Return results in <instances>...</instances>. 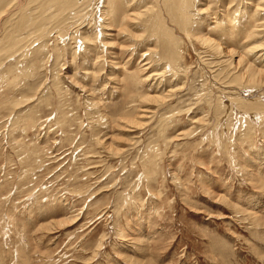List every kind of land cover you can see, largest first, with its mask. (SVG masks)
Listing matches in <instances>:
<instances>
[{"label":"rangeland","instance_id":"374dc122","mask_svg":"<svg viewBox=\"0 0 264 264\" xmlns=\"http://www.w3.org/2000/svg\"><path fill=\"white\" fill-rule=\"evenodd\" d=\"M230 1L205 17L218 50L173 27L174 65L148 35H99L96 2L68 20L6 8L0 264H264V12L252 37L254 1ZM29 15L42 33L18 25Z\"/></svg>","mask_w":264,"mask_h":264},{"label":"bare ground","instance_id":"6f19581e","mask_svg":"<svg viewBox=\"0 0 264 264\" xmlns=\"http://www.w3.org/2000/svg\"><path fill=\"white\" fill-rule=\"evenodd\" d=\"M35 1L38 2V4H36L35 8H37V10H38L37 12L40 15H42L43 13H46V12H50V11L53 12L54 11L55 16H62V14H64V16L67 15L66 18L68 17V15H70V17L71 16L72 17L78 16L79 12H77V11H79V10H77L75 13V10L78 8V6L93 5L94 2H96L98 4H96V3L94 4L95 9L99 10V13L102 15V22H103V24L101 23L102 26H100L101 29H103V30H99V35L103 36L104 38H106L107 36H110V37L112 36L113 38H115L116 34H114V33L112 34V32H111V34H109V30H111L110 28H113V27L115 29H118V31H120V32L128 33L130 37H134V38L135 37L136 38L137 37H143L144 35H148V36H150V38L156 39V44H157L156 48H159V49H156V48L155 49L159 50L162 54L163 59L168 60L169 63L172 65H174L173 63L176 61L175 60L176 59L175 51H177V50H175V48L177 47V44L179 41L178 40L179 38L176 39V37H175L173 27L178 29V31H180V32H184L186 35L193 37L196 40H199V42L202 45H208L212 48L214 47L213 48L214 50H218L219 45L214 41V39L211 38V36L209 34L210 32L207 31L208 27H206V25H205V23H206L205 17L211 16V15H213L212 12L219 11L222 9L226 12V14L229 17H232L233 16V14H231L232 11L231 10L229 11V9L232 7V5H234L233 1L227 2V0H32V2H35ZM239 1H241V0H239ZM249 1H251V2L254 1V2H252V4L246 5L247 7L245 8L244 14L250 13V17H249L250 20L247 24H245L243 26L244 28H242V31L246 32V34H247V32L248 33L251 32L252 37H255L257 34L252 29H253L254 23L256 22L255 20H257L259 15H261L259 13L264 12V7H263L264 6L263 5L264 0H262V4H257L256 0H249ZM13 2H14V0H0V16L3 13L6 14V12H9V9H6V8L7 7H13V6H11V5H13ZM123 4L127 5L128 10L126 12L124 11V8H123L124 5ZM252 5H254V6H252ZM250 9H252V13L250 12ZM17 10H20L21 14L22 13L27 14V16H28V13L30 11V10L26 11V9H23V8L21 9V6H19L17 8ZM22 16H21L22 19L20 18V20H18V25L20 24L19 26L23 27L24 29L25 28L27 29L28 27L29 28L30 27L36 28V27H40L41 25L42 26L44 25V20L43 21H41V20L34 21L30 18V15H29L27 20H24L25 17L23 18ZM24 16H26V15H24ZM219 16H220V14H219ZM69 18H67V20ZM46 19L47 18H45V20ZM64 20H66V19L62 18L61 20H59L62 22V25H65L63 23ZM94 20H95V18H94ZM95 22H96V20H95ZM241 22H242V20H241ZM134 24L137 25V27H139V28L141 27V30H143L141 35H138L133 30L130 29V25H134ZM96 25H98L97 22H96ZM170 25L172 26V28L170 27ZM210 25H208V26H210ZM42 26H41V28H42ZM215 26L221 32L224 30V26L220 22L215 23ZM97 27L99 28V26H97ZM34 31L37 33H39V32L42 33L41 32L42 29H39V28L34 29ZM112 31H114V29ZM107 34H109V35H107ZM184 37L186 38V36H184ZM127 38H129V37H127ZM97 39H99L98 36L96 37V40ZM12 40H14L13 37H11V41ZM230 40H232V39H230ZM252 40H253V38H252ZM100 41H102V38L100 39ZM111 42H113V41L111 40ZM114 43H115V41H114ZM154 43H152V44H154ZM156 44H154V45H156ZM124 45H126V44H124ZM124 45H122V46H124ZM232 49H234V48H232ZM153 51H154V49H153ZM235 51H238V50H235ZM255 51H257V49L255 47H253L251 49H248L244 53H245V55H248V54L253 53ZM155 53H157V51ZM230 55H231L230 58H232L233 60L235 58H238L237 63H238V65H240L242 67L241 70L243 69V72H244V70H246L245 73L248 76H246V75L245 76L248 77V83L251 85L257 84V82H258L257 73L258 72L255 71V69L252 68V66H250L247 63L248 60H246L247 62L244 60L247 57L245 58V55L240 56L238 54H237L238 55V57H237V55L234 51H230ZM97 58H99V57H97ZM146 61H147V59H146ZM147 65H148V63H147ZM149 65H151V64H149ZM141 67H143V65ZM115 68H116V66H115ZM260 74H262V73L260 72ZM158 76H161V75H158ZM135 78H137V77H135ZM162 78L163 77H161L159 79H162ZM146 79H148V78H146ZM143 98L146 101V100H149L150 96H144ZM150 99H152V97ZM251 104H253V103H251ZM122 117H123V122L130 123V124L138 123V121L140 120L133 113H125Z\"/></svg>","mask_w":264,"mask_h":264}]
</instances>
